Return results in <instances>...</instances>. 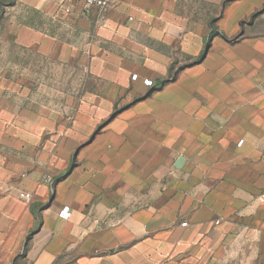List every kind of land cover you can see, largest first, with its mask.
Masks as SVG:
<instances>
[{
	"label": "crops",
	"instance_id": "obj_1",
	"mask_svg": "<svg viewBox=\"0 0 264 264\" xmlns=\"http://www.w3.org/2000/svg\"><path fill=\"white\" fill-rule=\"evenodd\" d=\"M16 1L68 28L17 45L101 84L0 116V264H264V0Z\"/></svg>",
	"mask_w": 264,
	"mask_h": 264
},
{
	"label": "rangeland",
	"instance_id": "obj_2",
	"mask_svg": "<svg viewBox=\"0 0 264 264\" xmlns=\"http://www.w3.org/2000/svg\"><path fill=\"white\" fill-rule=\"evenodd\" d=\"M22 24L62 36L68 32L67 26L16 0L0 6V116H38L52 123L71 117L79 100L99 91L101 81L79 58L60 62L17 45L16 32Z\"/></svg>",
	"mask_w": 264,
	"mask_h": 264
},
{
	"label": "built area",
	"instance_id": "obj_3",
	"mask_svg": "<svg viewBox=\"0 0 264 264\" xmlns=\"http://www.w3.org/2000/svg\"><path fill=\"white\" fill-rule=\"evenodd\" d=\"M84 8L86 10H89L91 7H97L101 13H105L109 11L111 8H113L115 5L121 3L123 0H82ZM137 75H134L133 77H136ZM145 84L152 86L154 84L153 80L151 79H145ZM20 197L30 202L32 199V194L26 191L21 192Z\"/></svg>",
	"mask_w": 264,
	"mask_h": 264
},
{
	"label": "trees",
	"instance_id": "obj_4",
	"mask_svg": "<svg viewBox=\"0 0 264 264\" xmlns=\"http://www.w3.org/2000/svg\"><path fill=\"white\" fill-rule=\"evenodd\" d=\"M228 1H230V0H226V2H228ZM4 5H5V0H0V6L2 7V6H4ZM212 29H213V30L211 31V33L209 34V36H208L207 39H206V45H205V47H208V46H209L212 37H213L214 35L217 34V30L215 29L214 26L212 27ZM200 59H201V58L195 59V60H193L192 62H193V63L199 62ZM174 77H175V72H174V68H173V69L171 70V73H170V75H169L168 77H166V78H164V79H160V80H158L156 83L153 84V86H155V88H156L157 86H160V85H163V84L167 83L168 81H170V80H171L172 78H174ZM117 111H118V109H116L114 113H116Z\"/></svg>",
	"mask_w": 264,
	"mask_h": 264
}]
</instances>
